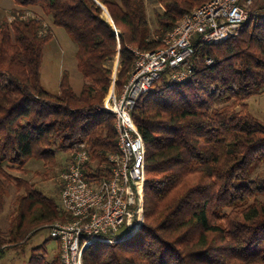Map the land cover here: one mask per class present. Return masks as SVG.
<instances>
[{"label": "trees", "instance_id": "1", "mask_svg": "<svg viewBox=\"0 0 264 264\" xmlns=\"http://www.w3.org/2000/svg\"><path fill=\"white\" fill-rule=\"evenodd\" d=\"M14 1L42 8L74 39L84 82L75 93L63 72L58 91L46 89L40 67L52 34L43 19L14 11L0 21V211L8 185L25 186L0 246L22 244L71 217L61 200L8 168L24 171L33 158L51 167L56 148L84 144L89 181L109 177L117 132L113 113L100 106L113 78L110 63L119 55L120 92L134 67L132 48L161 46L182 16L207 0H157L162 11L154 29L145 0ZM189 65L193 71L182 81L167 69L132 109L146 145L141 225L126 239L88 245L83 264H264V172L258 170L264 122L246 101L264 91V2L250 10L238 34L196 44L182 67ZM62 188L61 181L60 197ZM37 251L29 264H63L60 252L49 260Z\"/></svg>", "mask_w": 264, "mask_h": 264}, {"label": "built area", "instance_id": "2", "mask_svg": "<svg viewBox=\"0 0 264 264\" xmlns=\"http://www.w3.org/2000/svg\"><path fill=\"white\" fill-rule=\"evenodd\" d=\"M253 3L207 0L185 13L165 34L161 46L152 50L132 48L134 67L127 83L120 92L111 90L100 106L115 117L117 149L108 156L110 176L89 181L84 169L89 153L84 144L75 147L61 174V203L71 217L48 227L60 242L63 264H83L84 248L94 242L112 243L136 233L141 225L146 178V145L132 117L136 101L167 69L175 81L188 78L192 65L182 64L195 52L196 44H218L238 34ZM123 224L127 232L116 235Z\"/></svg>", "mask_w": 264, "mask_h": 264}, {"label": "rangeland", "instance_id": "3", "mask_svg": "<svg viewBox=\"0 0 264 264\" xmlns=\"http://www.w3.org/2000/svg\"><path fill=\"white\" fill-rule=\"evenodd\" d=\"M147 5V13L150 26L154 29L157 25L156 14L162 11V6L157 0H145ZM262 0H254L252 8H256L261 4ZM251 8V9H252ZM16 11L24 16L37 15L41 17L46 26V32H51V38L45 43L42 55V62L40 67V80L42 85L50 91H58L59 82L63 72H66L69 77L71 87L75 93L81 91L84 79L82 73L77 67L76 49L77 45L74 39L66 32V30L56 25L51 18L40 7H23L17 5L14 0H0V21L5 18H11L13 12ZM118 56V57H117ZM116 55L110 66L112 67L113 77H115L119 63L117 64ZM116 59V61H115ZM116 83L113 80L108 93L104 99L107 98L111 90H116ZM117 91V90H116ZM249 109L253 115L264 122V91L257 92L246 99ZM73 148H56L55 164L47 167L42 159H30L25 164V170L10 169L14 176L24 179L37 191L43 193L48 197L54 198L60 203V183L61 174L66 169ZM46 168L49 172L43 175ZM258 170L264 172V163H262ZM25 193V186L18 187L16 182L8 185L6 190L3 208L0 211V231L5 235L8 231L10 221V213L15 208V200L18 194ZM128 228L125 224L119 226L115 231L116 235H121L127 232ZM0 264H29L30 257L33 251L45 253L46 257L51 260L60 252V242L55 239L50 232L48 226L40 228L34 233L26 242L16 245H2L0 246Z\"/></svg>", "mask_w": 264, "mask_h": 264}, {"label": "water", "instance_id": "4", "mask_svg": "<svg viewBox=\"0 0 264 264\" xmlns=\"http://www.w3.org/2000/svg\"><path fill=\"white\" fill-rule=\"evenodd\" d=\"M97 2H98V3L102 6V8L104 9L105 6H104L102 3H100L99 1H97ZM105 8H106V7H105ZM106 11H107V9H106ZM107 17L110 18L109 14H108V11H107ZM85 248H86V247H85ZM85 248H84V249H85Z\"/></svg>", "mask_w": 264, "mask_h": 264}, {"label": "bare ground", "instance_id": "5", "mask_svg": "<svg viewBox=\"0 0 264 264\" xmlns=\"http://www.w3.org/2000/svg\"><path fill=\"white\" fill-rule=\"evenodd\" d=\"M104 14L107 16V11H106V8L104 7ZM118 57V56H117ZM116 61V59H115ZM119 63V59L117 58V64Z\"/></svg>", "mask_w": 264, "mask_h": 264}]
</instances>
